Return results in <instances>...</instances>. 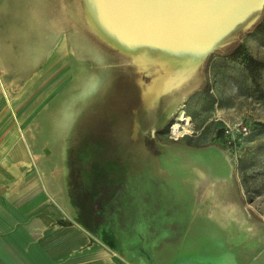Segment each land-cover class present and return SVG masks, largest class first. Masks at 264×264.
Here are the masks:
<instances>
[{"label": "rangeland", "instance_id": "374dc122", "mask_svg": "<svg viewBox=\"0 0 264 264\" xmlns=\"http://www.w3.org/2000/svg\"><path fill=\"white\" fill-rule=\"evenodd\" d=\"M259 20L264 5L148 104L143 88L161 66L101 38L82 0H0V72L24 103L23 134L58 169L71 205H94L79 219H97L121 250L173 223L199 264H264V159L246 167L264 142V72L256 85L245 67L247 57L264 61V36L250 30ZM237 40L243 56L214 52Z\"/></svg>", "mask_w": 264, "mask_h": 264}, {"label": "crops", "instance_id": "0c3cea01", "mask_svg": "<svg viewBox=\"0 0 264 264\" xmlns=\"http://www.w3.org/2000/svg\"><path fill=\"white\" fill-rule=\"evenodd\" d=\"M6 83L0 72V264H199L184 248L183 229L175 239L173 223L150 228L139 248L121 250L110 231L101 235L97 219L89 222L94 228L79 219L91 207L71 205L55 181L58 169L23 134L24 103Z\"/></svg>", "mask_w": 264, "mask_h": 264}, {"label": "bare ground", "instance_id": "6f19581e", "mask_svg": "<svg viewBox=\"0 0 264 264\" xmlns=\"http://www.w3.org/2000/svg\"><path fill=\"white\" fill-rule=\"evenodd\" d=\"M102 1L108 8L94 16L98 35L140 66L146 67L151 62L161 66L144 84L142 96L148 104L180 85L211 47L253 21L264 3V0H219L214 4L198 2L187 10L186 5L163 11L160 6L134 0ZM150 53L157 56L150 58ZM99 59L104 60L102 56ZM172 129L177 133L176 125Z\"/></svg>", "mask_w": 264, "mask_h": 264}, {"label": "trees", "instance_id": "16d2710c", "mask_svg": "<svg viewBox=\"0 0 264 264\" xmlns=\"http://www.w3.org/2000/svg\"><path fill=\"white\" fill-rule=\"evenodd\" d=\"M250 30L251 32H255L256 34L264 36V24L261 20L253 25ZM214 52L225 58L236 59L244 55V46L240 40H237L223 49H216ZM245 67L250 74L253 82L257 85L256 79L259 72H264V61H257L254 58L247 57ZM262 159H264V142L257 144L254 152L251 155V161L246 165V167L256 164Z\"/></svg>", "mask_w": 264, "mask_h": 264}, {"label": "water", "instance_id": "95a60500", "mask_svg": "<svg viewBox=\"0 0 264 264\" xmlns=\"http://www.w3.org/2000/svg\"><path fill=\"white\" fill-rule=\"evenodd\" d=\"M134 1L142 3V4L151 5V6H160L161 8H159V9H162L163 11H167L168 9H170L171 7H174V6L179 7V6H186L187 5V7L185 8L187 10V9H190L189 5H192V4H195L198 2H201V3L205 2L208 4H214L215 2H218L219 0H134ZM82 3H83V9L85 11V15L87 17L89 26L92 28L93 31L97 32L96 27L94 25V20H95L94 16L99 15L102 11L105 12L104 10L108 8V7H106L107 4L105 3V1H102V0H82ZM263 5H264V3H263ZM263 5H262V7H263ZM262 7H260V9ZM91 18H93V20ZM101 38H103V37L101 36ZM103 39L106 40L105 38H103ZM220 44L221 43H219L218 45H220ZM218 45L211 47L210 51L213 50ZM208 53H206V55Z\"/></svg>", "mask_w": 264, "mask_h": 264}, {"label": "built area", "instance_id": "2783aa9c", "mask_svg": "<svg viewBox=\"0 0 264 264\" xmlns=\"http://www.w3.org/2000/svg\"><path fill=\"white\" fill-rule=\"evenodd\" d=\"M239 133H243L245 134L247 132V126L243 125L241 126L239 129ZM234 133L232 132V130L226 128L224 129L223 133H222V137H223V141L224 143H226L227 145H232L235 143V137H234Z\"/></svg>", "mask_w": 264, "mask_h": 264}]
</instances>
